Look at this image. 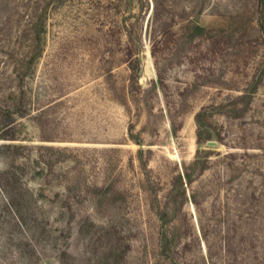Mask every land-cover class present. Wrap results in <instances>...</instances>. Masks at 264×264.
Masks as SVG:
<instances>
[{
    "label": "rangeland",
    "instance_id": "rangeland-1",
    "mask_svg": "<svg viewBox=\"0 0 264 264\" xmlns=\"http://www.w3.org/2000/svg\"><path fill=\"white\" fill-rule=\"evenodd\" d=\"M143 1L0 0V106L24 108L10 125L0 118V134L16 137H0V264H50L61 244L75 256L65 264H87L83 255L91 235L77 230L81 212L74 218L68 211L60 214V200L68 185L75 186L74 198L83 200L79 190L93 182L124 192L122 214L130 218L121 233L131 244L127 264H142L138 228L155 229V198L164 202L183 164L195 159V114L204 106V131L217 143L201 144L198 154L208 168L187 189L205 192L200 200L207 216L214 202L222 207L209 237L216 259L227 229L221 219L228 211L225 202L238 207L233 188L250 192L254 178L264 191V75L256 92L239 100L242 112L232 103L259 78L264 60L256 0H165L175 14V31L186 7L202 25L225 32L212 49L173 35L157 59L149 34L153 4ZM170 114L177 124L182 121L177 133ZM210 149L215 153L208 155ZM231 151L258 156L247 157L244 173L235 177L238 171L224 156ZM187 215L199 235L198 209L190 201L180 208L179 217ZM192 244L203 260L204 240Z\"/></svg>",
    "mask_w": 264,
    "mask_h": 264
},
{
    "label": "trees",
    "instance_id": "trees-1",
    "mask_svg": "<svg viewBox=\"0 0 264 264\" xmlns=\"http://www.w3.org/2000/svg\"><path fill=\"white\" fill-rule=\"evenodd\" d=\"M143 2L149 4V0H144ZM152 4L153 9L149 18V34L152 43V55L156 59L159 52L166 50L170 37L173 35H177L178 40H181L185 44H193L194 41H199L204 43L207 49H212L217 45L220 34L225 32L224 30L207 28L202 25L197 17H194L186 7L180 13V27L175 31L173 29L175 14L172 13L171 5H168L165 0H152ZM255 14L257 32L264 57V0H256ZM132 41H135L133 37ZM133 56L135 60L131 61V79L136 81L140 76L139 70H136L137 65H135L138 64V62L135 63L138 55L133 54ZM263 75L264 60L261 62L259 78L255 77L250 87L246 88L241 96L234 98V102L232 103L237 112L244 110L243 108L238 109L239 100L256 92ZM156 84V80H154V85ZM222 106H225V104H222ZM15 113L23 115L24 108L21 107L18 112H15L4 110L0 106V118H7V125L14 122ZM206 113L207 108L204 106L195 114L198 125L197 143L199 144L195 159L188 164H183V168L174 177L172 186L164 202H160L155 198V212L158 222L155 229L147 232L142 226L138 228V231L143 236L142 264H264V191L259 192V186L254 185V178H251L250 185L248 186L250 192L241 188H233L235 192L232 195L237 197V208L230 207V201L226 200L225 202L228 211L226 216L221 218L227 223L225 244L223 243L221 246H218L217 259L212 250L213 246L209 237L215 226H213V223L214 219H217V211L222 207L217 206L216 202H214L211 214L207 216L209 215L207 214L208 210L200 200V197L205 192L201 189H193L188 193L187 186L192 185L197 180V176L203 174L208 168L207 160L202 159L198 154L201 149L200 146L203 142L207 143L215 139L212 132L204 131L203 126L207 118ZM171 122L173 131L177 133L182 127V121L177 124L172 114ZM0 137L16 139L15 134H9L8 132L0 134ZM6 145L15 149L23 146L12 145L11 143ZM207 153L208 155L213 154L215 150L210 149ZM216 153L220 155V152ZM139 154V158L142 159V149L139 151ZM224 156L231 158V162H228L227 165L230 169L234 167L238 171V176L235 177H239L248 166V163H245L247 161L246 158L256 157L258 154H252L247 151L243 153L231 151L224 154ZM239 158L242 159L241 162H239ZM144 167L146 168V166ZM254 168L262 174L259 166ZM74 187L72 185L67 186V195L60 200V214L64 217V213L68 211L71 218H74L77 212H81L79 214L80 219L77 222V230L81 234L87 233L91 235L87 239L88 249L83 255L86 258V263L127 264L131 244L129 241L124 242L121 233L125 231L123 227H125L126 223H129L130 218L122 214L123 203L126 199L124 192L111 185L106 186L96 182L87 183L79 190V194L83 195L84 198L80 200L75 199L72 194ZM188 201L192 202L198 209L199 235L196 236L194 234V224L191 222L190 217L188 215L183 218L179 217L181 206ZM84 202L88 204L87 208L80 206V204L84 205ZM88 207L93 210L92 212L104 217L106 221L100 222L96 220ZM67 224V226L72 227L70 220ZM195 240H204L206 243L207 254L202 257L203 260L194 252L192 243ZM58 248L55 260L49 259L50 264H65L70 257L75 259L74 254L70 253L65 244H61ZM30 250L34 254L38 251L35 244H33ZM39 252L41 253V251Z\"/></svg>",
    "mask_w": 264,
    "mask_h": 264
},
{
    "label": "water",
    "instance_id": "water-1",
    "mask_svg": "<svg viewBox=\"0 0 264 264\" xmlns=\"http://www.w3.org/2000/svg\"><path fill=\"white\" fill-rule=\"evenodd\" d=\"M209 143L211 144V145H216V141H209Z\"/></svg>",
    "mask_w": 264,
    "mask_h": 264
}]
</instances>
